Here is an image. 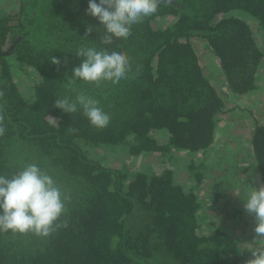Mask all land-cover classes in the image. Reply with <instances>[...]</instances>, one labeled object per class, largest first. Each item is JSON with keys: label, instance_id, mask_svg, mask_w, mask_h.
I'll list each match as a JSON object with an SVG mask.
<instances>
[{"label": "trees", "instance_id": "trees-1", "mask_svg": "<svg viewBox=\"0 0 264 264\" xmlns=\"http://www.w3.org/2000/svg\"><path fill=\"white\" fill-rule=\"evenodd\" d=\"M17 2L16 14L0 16V113L7 129L0 137V175L36 163L69 199L61 218L67 227L48 238L0 233V264H245L256 249L243 248L218 222L202 226L203 203L195 191L201 173L193 186L176 180L170 168L129 174L103 165L88 149L122 146L135 156L210 151L227 101L191 38L206 41L234 95H251L263 75L264 0L160 1L156 14L112 46L100 43L103 29L86 15L89 0ZM87 24L100 29L84 37ZM82 47L126 54L127 78L99 88L70 82ZM51 57L60 59L59 70ZM17 65L37 73L31 93L14 81ZM81 92L109 114L106 128L93 127L79 106L72 114L54 107L56 98L75 100ZM155 130L169 133L166 143ZM251 148L264 184V122L254 126Z\"/></svg>", "mask_w": 264, "mask_h": 264}, {"label": "rangeland", "instance_id": "rangeland-1", "mask_svg": "<svg viewBox=\"0 0 264 264\" xmlns=\"http://www.w3.org/2000/svg\"><path fill=\"white\" fill-rule=\"evenodd\" d=\"M17 4V0H0V16L16 14ZM169 21L162 23H165L164 25L172 23ZM249 21L256 38L261 40L257 23L251 18ZM191 40L205 73L210 76L230 105L229 114L223 113L219 116L216 139L210 151L195 154L173 149L164 155H160L159 152H146L135 156L125 147L104 145L89 147L88 152L93 158L99 159L103 165L125 170L129 174L139 170L153 174L170 168L175 170L176 180L186 186L195 185L198 182L196 175L201 173L203 179L195 191L203 203L202 226L208 227L212 221L218 222L223 229L231 232L233 237H237L243 248L255 250L252 243L255 220L253 216L245 212L243 200L246 199L249 185L258 187L262 184L257 177L251 136L254 126L264 122V67L263 75L256 80L258 88L251 95L246 94L243 99H237L227 82H224L223 72L206 41L199 37H192ZM14 72V81L21 91L27 92L26 94L31 93L32 86L38 80L37 73L30 67H18V70ZM153 133L159 142H167L169 133L166 130H155ZM215 181L220 183V186H215ZM235 210H238L236 216L233 215ZM244 214L248 216H243Z\"/></svg>", "mask_w": 264, "mask_h": 264}, {"label": "clouds", "instance_id": "clouds-1", "mask_svg": "<svg viewBox=\"0 0 264 264\" xmlns=\"http://www.w3.org/2000/svg\"><path fill=\"white\" fill-rule=\"evenodd\" d=\"M159 3L160 0H99V3L89 0L86 15L95 18L101 25L103 34L100 43L112 46L118 40L128 39L134 25L156 14ZM100 28L94 29L87 24L84 37L91 36ZM75 55L82 58V62L72 70L73 78L68 79L73 83L79 80L99 88L104 82L118 84L131 71L129 57L119 51H109L107 47L99 50L82 47ZM50 61L59 70L60 59L51 57ZM78 106L93 127L104 129L109 125V114L91 95L81 92L75 100L63 97L56 98L54 103L55 108L67 114L76 113ZM51 119L57 123L54 118ZM6 130L4 115L0 113V137L5 135ZM67 199L69 197L62 193L52 176L36 163L26 164L10 177L0 175V233L50 237L58 228L67 227V222L61 221ZM243 201L245 212L255 220L252 243L256 249L245 264H264V184L258 187L249 185Z\"/></svg>", "mask_w": 264, "mask_h": 264}, {"label": "water", "instance_id": "water-1", "mask_svg": "<svg viewBox=\"0 0 264 264\" xmlns=\"http://www.w3.org/2000/svg\"><path fill=\"white\" fill-rule=\"evenodd\" d=\"M160 1H162V2H169V3H176V4H177L176 0H160ZM19 38H20V37H19ZM19 38H18V39H19ZM17 41H18V40H16L15 42H17ZM13 47H14V44L11 46L10 50L7 51L6 53L11 52V51L13 50Z\"/></svg>", "mask_w": 264, "mask_h": 264}, {"label": "crops", "instance_id": "crops-1", "mask_svg": "<svg viewBox=\"0 0 264 264\" xmlns=\"http://www.w3.org/2000/svg\"><path fill=\"white\" fill-rule=\"evenodd\" d=\"M234 96H236L237 99H243V97H244V96H243V97H240V96H237V95H234ZM227 109H228V110L225 112V115H226V114L228 115V114H229V111H230V110H229V109H230V105H228V103H227Z\"/></svg>", "mask_w": 264, "mask_h": 264}]
</instances>
